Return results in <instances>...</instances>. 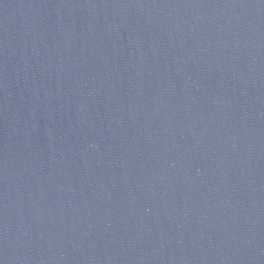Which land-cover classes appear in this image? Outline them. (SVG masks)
<instances>
[{
  "label": "water",
  "instance_id": "1",
  "mask_svg": "<svg viewBox=\"0 0 264 264\" xmlns=\"http://www.w3.org/2000/svg\"><path fill=\"white\" fill-rule=\"evenodd\" d=\"M0 264H264V0H0Z\"/></svg>",
  "mask_w": 264,
  "mask_h": 264
}]
</instances>
